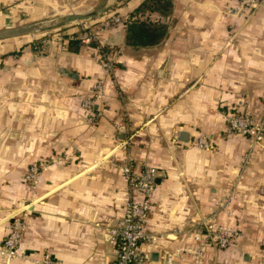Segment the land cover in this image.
Wrapping results in <instances>:
<instances>
[{
    "label": "crops",
    "instance_id": "crops-1",
    "mask_svg": "<svg viewBox=\"0 0 264 264\" xmlns=\"http://www.w3.org/2000/svg\"><path fill=\"white\" fill-rule=\"evenodd\" d=\"M145 0H107L103 13L59 27L49 38L0 41V248L11 219L22 213L23 260L0 264H110V231L121 220L128 157L136 171L158 170L146 230L157 234L151 258L192 264L182 232L231 194L219 222L239 236L225 250L210 247L202 264H264V139L228 133L227 114L264 108V0L231 16L236 0H170L152 46L125 43L129 16ZM98 0H0V30L51 17L88 13ZM88 23V24H87ZM118 51L104 85V103L82 108L103 79L97 44H82L81 28ZM59 36L60 40L55 37ZM205 138L209 149L195 143ZM33 164L44 166L35 187L23 184ZM176 232H181L176 234Z\"/></svg>",
    "mask_w": 264,
    "mask_h": 264
},
{
    "label": "built area",
    "instance_id": "built-area-1",
    "mask_svg": "<svg viewBox=\"0 0 264 264\" xmlns=\"http://www.w3.org/2000/svg\"><path fill=\"white\" fill-rule=\"evenodd\" d=\"M261 0H236V6L229 12L231 16H241L251 13ZM129 16H111L104 20L101 28L125 25L131 21ZM100 29V28H99ZM99 29L81 28L79 41L82 44H97ZM60 40V37H55ZM96 49L100 54V63L103 70V79L99 80L91 95L82 102V108L90 113L89 121H93L91 107L94 104L104 103V85L113 76L116 68L118 51L104 49L97 44ZM228 133L247 137L252 146L262 143L264 139V108L263 116L255 121L249 112H230L227 114ZM195 145L201 149H209L210 145L205 138H199ZM119 171L127 181V199L121 220L115 229L110 231V243L115 248V260L110 264H174L173 256H167L162 263L151 258L152 249L155 247L157 234L146 230V221L152 211V192L159 178L158 170L154 167L143 165L136 171L131 160L126 157L119 158ZM44 166L31 165L24 175V183L29 187H35ZM231 194L217 204V209L206 219L192 224L182 232L190 233L193 239V247L184 252L191 258L192 264H202L206 251L210 247L225 250L233 245L239 236L238 231L228 225L219 222V213L231 204ZM24 232L22 213H17L11 219L9 231L1 245L0 255L6 262L23 260L24 255L19 250L21 237ZM181 232H176V234ZM42 264H52L48 255Z\"/></svg>",
    "mask_w": 264,
    "mask_h": 264
},
{
    "label": "trees",
    "instance_id": "trees-1",
    "mask_svg": "<svg viewBox=\"0 0 264 264\" xmlns=\"http://www.w3.org/2000/svg\"><path fill=\"white\" fill-rule=\"evenodd\" d=\"M170 0H145L125 24V43L134 47L152 46L157 44L164 34V26L151 14L164 17L169 13Z\"/></svg>",
    "mask_w": 264,
    "mask_h": 264
},
{
    "label": "water",
    "instance_id": "water-1",
    "mask_svg": "<svg viewBox=\"0 0 264 264\" xmlns=\"http://www.w3.org/2000/svg\"><path fill=\"white\" fill-rule=\"evenodd\" d=\"M106 3L107 0H98L96 6L88 13L71 14L48 22H36L12 29L0 30V41L19 38L29 34L43 33L75 22L91 21L103 13Z\"/></svg>",
    "mask_w": 264,
    "mask_h": 264
},
{
    "label": "rangeland",
    "instance_id": "rangeland-1",
    "mask_svg": "<svg viewBox=\"0 0 264 264\" xmlns=\"http://www.w3.org/2000/svg\"><path fill=\"white\" fill-rule=\"evenodd\" d=\"M76 14H81V13H76ZM56 18H58V17L57 16L56 17H51V18H49L47 20H44V21H41V22H48V21L54 20ZM75 23H82V25H86L85 22H75ZM56 29H58V28H56ZM56 29L49 30V31H46V32H43V33L29 34L26 39H35L34 36H39V35H42V34L46 35L45 37L49 38L50 36L53 35V33H54L53 31H55ZM23 184H25L24 181H23Z\"/></svg>",
    "mask_w": 264,
    "mask_h": 264
}]
</instances>
